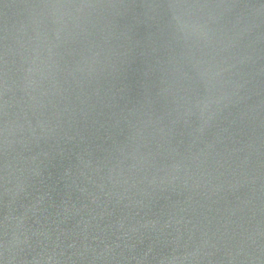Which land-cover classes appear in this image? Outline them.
Masks as SVG:
<instances>
[{"label": "water", "instance_id": "1", "mask_svg": "<svg viewBox=\"0 0 264 264\" xmlns=\"http://www.w3.org/2000/svg\"><path fill=\"white\" fill-rule=\"evenodd\" d=\"M0 264H264V0H0Z\"/></svg>", "mask_w": 264, "mask_h": 264}]
</instances>
